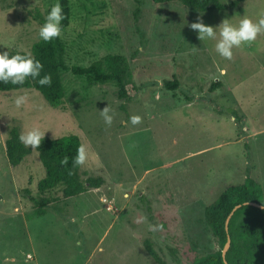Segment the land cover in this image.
<instances>
[{"label":"rangeland","instance_id":"obj_1","mask_svg":"<svg viewBox=\"0 0 264 264\" xmlns=\"http://www.w3.org/2000/svg\"><path fill=\"white\" fill-rule=\"evenodd\" d=\"M66 1L60 103L33 88L0 91V264H158L145 241L165 264H190L217 249L203 210L220 191L248 176L264 198V30L226 59L214 39L200 41L189 25L255 22L264 0L204 12L178 1ZM57 2L0 0V51L30 53ZM109 56L121 58L126 87H137L133 97L68 69ZM173 80L178 86L167 89ZM22 94L27 99L16 107ZM104 107L111 124L100 115ZM32 126L50 138L76 134L87 151L80 176L99 177L100 185L66 200L61 186L39 192L44 168L36 149L25 147L14 165L5 152L12 128L19 135ZM29 196L54 204L39 214Z\"/></svg>","mask_w":264,"mask_h":264},{"label":"trees","instance_id":"obj_2","mask_svg":"<svg viewBox=\"0 0 264 264\" xmlns=\"http://www.w3.org/2000/svg\"><path fill=\"white\" fill-rule=\"evenodd\" d=\"M154 3L178 1L186 9L194 12L209 10H225L228 7H235L244 0H231L223 4L220 0H151ZM64 19L61 20V30L68 24L69 8L66 0H60ZM43 23V22H42ZM60 47L59 37L48 42L43 40L35 41L31 46L30 54L39 59L43 64L41 76L48 73L51 76V84L40 85L35 80H26L23 85L4 84L0 82V91H9L20 88H33L51 105L60 103L63 97V85L60 77V70L67 66L57 57V49ZM20 50H10L13 54ZM24 52V51H22ZM118 56H109L104 59H97L87 66L72 65L68 69L77 75L84 76L88 83H109L116 84L119 97H133L137 87L130 84V90L126 87L125 67H123ZM164 86L174 90L178 86L176 80L165 81ZM220 82H212L210 89H216ZM18 133L15 128L10 130V136L5 140V152L8 161L16 164L25 153V146L18 140ZM80 139L76 134H64L58 137H43L38 148V157L44 168V175L37 182L39 192H45L57 186L62 187V199H69L84 193L89 187H98L101 183L99 177L89 176L82 179L79 173V166L72 165V157ZM67 157L66 164L61 163ZM30 201L41 214L45 208L54 204L51 198L42 196H29ZM253 201L264 205L263 191L260 184L251 177H245L242 183L229 185L205 206L203 210V221L209 227L217 243V249L208 252L192 261L190 264H224L221 250L227 236H229V247L224 259L227 264H264V209L244 204L243 202ZM236 204L237 207L227 222L225 220L229 212ZM147 252L158 264H165L158 256L148 241L144 243Z\"/></svg>","mask_w":264,"mask_h":264},{"label":"clouds","instance_id":"obj_3","mask_svg":"<svg viewBox=\"0 0 264 264\" xmlns=\"http://www.w3.org/2000/svg\"><path fill=\"white\" fill-rule=\"evenodd\" d=\"M64 19L61 5L59 2L50 6L44 15V22L37 29V34L40 40L48 42L61 35V20ZM196 31L197 38L200 41L206 39H214L215 51L226 59H231L233 48L240 47L242 44H247L254 41L257 34L264 30V15L257 21H253L247 16L241 18L237 24L229 22L228 18L223 19L217 26L206 25L201 20H197L189 25ZM43 64L33 55L27 52L17 51L9 54L7 50L0 51V82L4 84L23 85L26 80H35L37 84H51V76L45 73L41 76ZM26 95H19L14 99L16 107H20L25 101ZM106 124H111L112 115L107 107L100 111ZM132 124L139 122L140 117L133 115L129 117ZM45 132L38 126H32L22 131L18 140L25 146L38 148ZM87 159L86 147L83 144L77 146L75 155L72 157V165H83ZM68 158L62 159L61 163L66 164ZM161 225H150V228L155 231Z\"/></svg>","mask_w":264,"mask_h":264},{"label":"water","instance_id":"obj_4","mask_svg":"<svg viewBox=\"0 0 264 264\" xmlns=\"http://www.w3.org/2000/svg\"><path fill=\"white\" fill-rule=\"evenodd\" d=\"M244 204H250V205H253V206H256V207H259L261 209H264V205L263 204H260V203H257V202H253V201H246V202H243ZM240 204H236L235 206H233V208L231 209V211L229 212L228 216L226 217V220H225V228H227V222L229 220V217L231 216V214L233 213V211L239 207ZM229 236H227V239H226V242L224 244V246L222 247V250H221V256L223 258V262L224 264H227L226 260L224 259L225 257V253L229 247Z\"/></svg>","mask_w":264,"mask_h":264}]
</instances>
